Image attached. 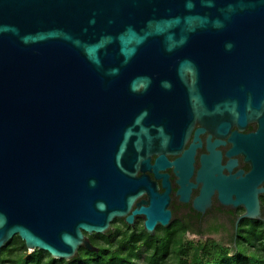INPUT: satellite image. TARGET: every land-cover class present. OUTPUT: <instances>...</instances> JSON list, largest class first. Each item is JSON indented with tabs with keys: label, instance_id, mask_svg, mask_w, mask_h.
<instances>
[{
	"label": "water",
	"instance_id": "water-1",
	"mask_svg": "<svg viewBox=\"0 0 264 264\" xmlns=\"http://www.w3.org/2000/svg\"><path fill=\"white\" fill-rule=\"evenodd\" d=\"M225 113L264 124V0H0V251L18 235L70 259L137 214L155 235L171 187L140 167H174L198 211L216 194L245 209L236 225L264 220V187L187 186L195 121L222 130Z\"/></svg>",
	"mask_w": 264,
	"mask_h": 264
},
{
	"label": "flooded vegetation",
	"instance_id": "flooded-vegetation-1",
	"mask_svg": "<svg viewBox=\"0 0 264 264\" xmlns=\"http://www.w3.org/2000/svg\"><path fill=\"white\" fill-rule=\"evenodd\" d=\"M264 117V113L262 114ZM225 124L222 130L217 125L208 124L201 120H196L185 145L188 148L193 142L197 145L194 154L193 169L188 177V187H196L192 190V197L199 195L200 187L208 186V181L215 182L220 176L223 178L224 187H264V128L263 119L251 118L246 120L240 119L229 113L223 116ZM197 135V139L196 138ZM213 145V149L221 151L220 165L222 169L218 172L214 169L204 168L205 159L210 155L208 143ZM182 156V153L167 154L169 161ZM157 155H152L151 163L153 164ZM142 175L147 176L153 187H157L159 193H163L166 187H171L170 204L168 208L171 210V221L181 223L186 227V232L191 230L200 235L216 233L222 230L223 233L229 234L234 239L239 233V224L248 218H243L238 222L237 219L245 212L242 206L231 207L223 205L217 195H213L211 203L204 211H198L193 207L192 200L184 202L180 200L177 191L182 187L180 183V175L174 167H163L157 171L147 168H138L136 177ZM192 185V186H190ZM215 185V184H214ZM143 187V186H141ZM216 187V186H210ZM262 212L264 217V192L259 194ZM149 194L144 192L138 201H148ZM136 206V205H135ZM134 206V207H135ZM118 222L127 223L125 218L117 219ZM264 222L263 219H258ZM145 218L142 214L135 215L134 223L129 224L132 228L136 226H144ZM168 225V226H169ZM164 227L158 225V230ZM238 228V229H237ZM146 230V229H145ZM155 233V234H156Z\"/></svg>",
	"mask_w": 264,
	"mask_h": 264
},
{
	"label": "trees",
	"instance_id": "trees-1",
	"mask_svg": "<svg viewBox=\"0 0 264 264\" xmlns=\"http://www.w3.org/2000/svg\"><path fill=\"white\" fill-rule=\"evenodd\" d=\"M120 221L116 219L105 234L86 233L97 249L80 246L70 259L38 248L30 252L17 235L0 251V264H264V222L258 219L241 221L242 235L236 240L232 236L229 245L213 239L195 245L187 241L186 227L179 222L151 235L141 226Z\"/></svg>",
	"mask_w": 264,
	"mask_h": 264
},
{
	"label": "rangeland",
	"instance_id": "rangeland-1",
	"mask_svg": "<svg viewBox=\"0 0 264 264\" xmlns=\"http://www.w3.org/2000/svg\"><path fill=\"white\" fill-rule=\"evenodd\" d=\"M113 224H114V222H112V225ZM237 235L238 236H241L242 234L237 233L235 236H237ZM186 239H187V241H193L195 245H198L201 242H206L209 239L216 240L220 244H224V245L232 244V242H231V240H232L231 236L229 234H227V233H223L222 230H220V231H218L216 233H210V234L207 233V234H204V235H200L197 232H195V231L193 232L191 230L190 232H187ZM234 245H237V242L236 241L234 242ZM196 247L197 246H195L194 248H196Z\"/></svg>",
	"mask_w": 264,
	"mask_h": 264
}]
</instances>
